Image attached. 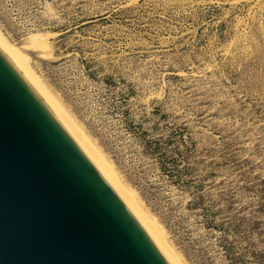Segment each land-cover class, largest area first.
Wrapping results in <instances>:
<instances>
[{
  "label": "rangeland",
  "instance_id": "1",
  "mask_svg": "<svg viewBox=\"0 0 264 264\" xmlns=\"http://www.w3.org/2000/svg\"><path fill=\"white\" fill-rule=\"evenodd\" d=\"M0 38L181 264H264V0H0Z\"/></svg>",
  "mask_w": 264,
  "mask_h": 264
},
{
  "label": "water",
  "instance_id": "2",
  "mask_svg": "<svg viewBox=\"0 0 264 264\" xmlns=\"http://www.w3.org/2000/svg\"><path fill=\"white\" fill-rule=\"evenodd\" d=\"M0 264H175L89 147L1 47Z\"/></svg>",
  "mask_w": 264,
  "mask_h": 264
},
{
  "label": "bare ground",
  "instance_id": "3",
  "mask_svg": "<svg viewBox=\"0 0 264 264\" xmlns=\"http://www.w3.org/2000/svg\"><path fill=\"white\" fill-rule=\"evenodd\" d=\"M0 47L2 50L9 56V58L13 61V63L20 69V71L35 85L37 86L45 95L46 97L51 101V103L56 107V109L61 113V115L66 119V121L70 124V126L75 130V132L79 135V137L84 141V143L89 147V149L93 152V154L97 157V159L100 161V163L103 165V167L106 169V171L109 173V175L112 177V179L115 181L117 186L120 188V190L123 192V194L126 196V198L129 200V202L132 204V206L135 208V210L138 212V214L141 216V218L144 220V222L147 224V226L150 228V230L153 232V234L156 236V238L159 240V242L162 244V246L165 248L169 256L172 258L175 264H181L179 261V257L177 258L176 255L170 251L169 248L165 246V242L163 240V234L161 235L160 231L162 230L157 229V225L153 224L152 220L148 219L147 216L143 214L142 211H140L136 205V202L134 201L131 192L126 190L124 186L115 179L113 172L109 169L108 165L104 162V160L100 157V155L96 152V150L93 148V146L90 144V142L87 140V138L81 133V129L79 130L77 126H75L74 122L69 119V117L62 111V109L58 106V104L40 87V84L38 80L34 77V75L31 73L30 69V63L29 60H27V56L23 55L22 53H19L15 49H13L11 46L5 43L4 40L0 38ZM26 56V57H25ZM33 71V70H32ZM34 73V72H33ZM136 199V198H135ZM138 204V203H137ZM152 221V222H150ZM155 223V222H154ZM156 225V226H155ZM168 244V243H167ZM166 244V245H167ZM170 247V246H169ZM181 260V259H180ZM183 264V262H182Z\"/></svg>",
  "mask_w": 264,
  "mask_h": 264
}]
</instances>
